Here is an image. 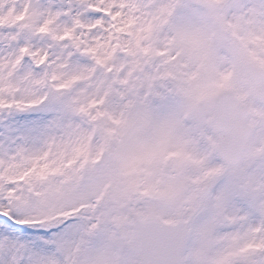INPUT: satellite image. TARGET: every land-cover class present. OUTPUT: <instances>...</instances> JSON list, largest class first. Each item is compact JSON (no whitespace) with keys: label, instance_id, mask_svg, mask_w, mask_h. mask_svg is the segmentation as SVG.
<instances>
[{"label":"snow or ice","instance_id":"snow-or-ice-1","mask_svg":"<svg viewBox=\"0 0 264 264\" xmlns=\"http://www.w3.org/2000/svg\"><path fill=\"white\" fill-rule=\"evenodd\" d=\"M0 264H264V0H0Z\"/></svg>","mask_w":264,"mask_h":264}]
</instances>
